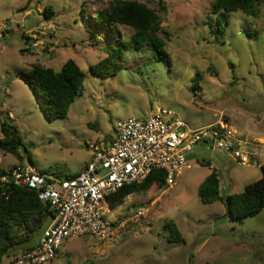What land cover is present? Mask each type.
Listing matches in <instances>:
<instances>
[{"label": "rangeland", "instance_id": "1", "mask_svg": "<svg viewBox=\"0 0 264 264\" xmlns=\"http://www.w3.org/2000/svg\"><path fill=\"white\" fill-rule=\"evenodd\" d=\"M111 0H0V139L1 124L17 129L23 146L14 155L0 148V170L34 167L47 178L64 179L81 171L92 143L114 139L118 124L169 110L193 127L228 121L252 156L249 165L199 144L191 169L175 184L125 198L108 217L114 233L105 242L91 236L68 239L58 256L43 264H264V210L243 223L230 222L223 201L203 203L199 189L213 169L220 194L241 193L262 176L264 164V2L258 16L229 13L219 34L214 0H139L158 10L169 63L154 58L149 47L136 49L133 30L109 31L98 12ZM159 5L165 8L160 11ZM46 7L52 9L48 16ZM29 39H28V38ZM115 55L116 75L92 74L89 67ZM73 59L85 72L82 95L67 117L48 120L39 89L22 73L39 63L55 71ZM112 64V61H111ZM199 73V89L194 78ZM31 159L32 163L29 162ZM212 167V168H211ZM145 208L142 215L136 214ZM46 220L30 242L17 246L2 264L34 246L51 224ZM173 221L185 243L168 242Z\"/></svg>", "mask_w": 264, "mask_h": 264}, {"label": "built area", "instance_id": "2", "mask_svg": "<svg viewBox=\"0 0 264 264\" xmlns=\"http://www.w3.org/2000/svg\"><path fill=\"white\" fill-rule=\"evenodd\" d=\"M203 144L249 165L252 156L228 121L193 127L175 113L159 109L147 118L131 117L118 124L114 139L92 143V159L79 173L64 179L47 178L32 166L18 165L2 181L37 193L55 217L33 248L24 251L16 264H43L58 256L61 246L71 238L91 236L101 243L114 233L108 217L109 198L123 187L140 183L155 170H163L166 184L191 169V153ZM212 168V167H211ZM145 208H139L142 215Z\"/></svg>", "mask_w": 264, "mask_h": 264}, {"label": "trees", "instance_id": "3", "mask_svg": "<svg viewBox=\"0 0 264 264\" xmlns=\"http://www.w3.org/2000/svg\"><path fill=\"white\" fill-rule=\"evenodd\" d=\"M263 2L264 0H214L211 11L215 15V23L210 24L216 26L219 34H224V27L229 25V13L242 11L249 16H258V7ZM159 9L165 11L161 5ZM52 12L50 7H46L44 14L48 16ZM98 17L100 24L109 31H115V27L119 25L131 28L134 32L131 41L136 49L147 46L154 58L170 62L165 48L166 43L160 37V33L165 37H169L170 33L164 31L158 10L139 0H111L107 8L98 12ZM124 47L122 44L114 47L108 58L91 65L89 71L103 77L116 75L117 70L112 67L113 59L117 57L115 55L122 54ZM22 75L30 87L34 90L39 89L43 94L39 98L50 121L67 117L70 106L82 95L86 77L85 72L73 59L67 60L60 71L36 63ZM194 81V89H199V73L196 74ZM1 131L3 137L0 139V148L15 156L18 155L23 141L17 129L8 122H3ZM29 162L32 163L31 159ZM15 167L0 170V264L12 249L30 242L44 222L55 217L51 207L40 201L36 192L17 186L9 179L6 182L2 181V177L7 176ZM261 169V178L249 183L243 192L225 197L220 194L219 174L213 169L199 189L200 200L207 204L217 200L223 201L226 215L233 223H243L246 219L257 216L264 210V164ZM165 179V171L155 170L142 182L123 187L109 198L111 208L114 209L129 195L147 193L155 185L161 189L166 187ZM165 228L169 231L168 242L185 243L175 222L166 223ZM31 248L33 246L25 251Z\"/></svg>", "mask_w": 264, "mask_h": 264}, {"label": "crops", "instance_id": "4", "mask_svg": "<svg viewBox=\"0 0 264 264\" xmlns=\"http://www.w3.org/2000/svg\"><path fill=\"white\" fill-rule=\"evenodd\" d=\"M109 141H111V139H108V140H107V142H109ZM91 159H92V155H91L90 159H89L87 162L84 163V165H83L82 168H81V171L83 170V168L85 167V165H86ZM81 171H80V172H81ZM78 173H79V172H78ZM41 236H42V235H41ZM40 238H41V237H40ZM39 240H40V239H39ZM36 244H37V243H36Z\"/></svg>", "mask_w": 264, "mask_h": 264}]
</instances>
